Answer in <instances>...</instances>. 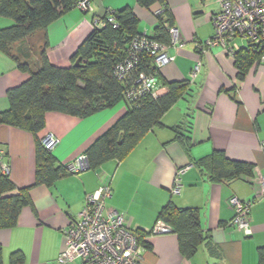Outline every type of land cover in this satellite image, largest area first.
Listing matches in <instances>:
<instances>
[{
  "label": "crops",
  "instance_id": "1",
  "mask_svg": "<svg viewBox=\"0 0 264 264\" xmlns=\"http://www.w3.org/2000/svg\"><path fill=\"white\" fill-rule=\"evenodd\" d=\"M164 4L171 10L181 42L168 47L174 61L161 69L162 86L157 91L160 96L166 94L165 85L171 83L191 81L190 86L123 160L62 177L50 186H35L38 142L49 135L57 138L53 157L68 167L127 112L124 101L87 118L48 113L46 126L37 136L0 126V151L17 189L12 194L31 187V205L21 210L17 224L0 228V264H59L65 231L83 209L87 196L104 183L112 190L107 207L125 213L128 227L146 235L143 264H260L264 197L255 179L264 177V54L239 78L234 58L222 47H198L214 36L212 18L220 10L219 0H158L150 8L137 0H92V12L72 8L48 26L49 61L59 68L71 67L95 22L109 10L132 9L139 19L138 31L149 35ZM13 24V19L0 16V29ZM198 61L200 72L191 80ZM28 79L13 54L0 51V113L10 108L8 90ZM215 153L216 161L226 158L251 165L253 176L212 179L213 164L201 160ZM179 171H183L181 192L173 195ZM233 197L254 202L249 235L231 225ZM169 205L193 210L199 217L204 241L189 258L181 253L175 232L152 233Z\"/></svg>",
  "mask_w": 264,
  "mask_h": 264
},
{
  "label": "trees",
  "instance_id": "2",
  "mask_svg": "<svg viewBox=\"0 0 264 264\" xmlns=\"http://www.w3.org/2000/svg\"><path fill=\"white\" fill-rule=\"evenodd\" d=\"M79 0H0V16L11 18V27L0 29V51L12 54L21 71L29 74V79L7 92L10 108L0 113V126L7 125L27 130L37 136L46 126V115L56 112L87 118L113 108L121 101L126 102L127 112L106 133L100 136L86 151L89 170H98L112 160H123L150 130L160 124L163 115L170 110L188 91L190 82L165 85L167 93L158 91L139 92L141 73L158 81L160 71L155 65V57L143 50L131 57L135 39H144L148 45L159 43L165 47L172 45L169 29L176 27L167 4L157 15V23L151 34L138 31L139 19L130 8L106 14L101 25L94 30L78 48L73 57V65L59 68L52 65L47 55L49 46L47 28L63 14L70 11ZM158 0H137L150 8ZM163 1V0H162ZM116 24L108 22L109 17ZM40 34L39 45L28 44L34 35ZM240 49L234 54L239 78H243L248 68L264 54V45L239 41ZM132 53V52H131ZM80 59V65L75 66ZM132 64V69L120 73L119 69ZM121 136L123 137L120 140ZM214 155L201 160L213 164L209 175L214 180H227L240 176H253L251 165L229 161H216ZM37 185H52L62 177L71 175L67 166H61L48 151L43 140L37 145ZM30 189L16 187L9 176L0 171V228H12L17 224L21 210L31 205ZM160 219L179 238L181 253L193 256L204 241L198 215L193 210L167 206ZM140 244L146 248V235L136 231ZM260 264H264V252L260 254Z\"/></svg>",
  "mask_w": 264,
  "mask_h": 264
},
{
  "label": "built area",
  "instance_id": "3",
  "mask_svg": "<svg viewBox=\"0 0 264 264\" xmlns=\"http://www.w3.org/2000/svg\"><path fill=\"white\" fill-rule=\"evenodd\" d=\"M220 10L213 16L214 36L206 42L198 44L202 50L213 47H222L229 55L240 49L239 41L249 42L258 46L264 45V0H219ZM73 8H78L84 13L93 11L92 0H79ZM114 10L107 11L112 14ZM108 22L116 24L114 17L110 16ZM95 25H101L97 20ZM172 44L181 42L180 32L176 27L169 29ZM143 50L150 51L155 57V65L162 69L174 61V57L168 54V47L159 43H148L144 39L137 38L133 43V50L129 54L135 57ZM262 59V58H261ZM201 62L198 61L191 72V80L200 72ZM132 69L129 63L127 69L122 67L120 73L124 74ZM138 84L139 92L158 90V81L148 78L144 73L140 74ZM58 139L49 135L43 140L48 151L58 144ZM68 172L79 175L88 170V162L85 156L70 164ZM0 171L9 176L10 168L5 162V156L0 151ZM183 171L177 173L173 195L181 192L180 177ZM256 183L260 188V196L264 197V177L258 176ZM112 197L109 183L102 184L99 189L88 195L83 209L72 220L65 231V249L60 255L59 264H143L144 247L140 244L135 232L128 225L125 213L108 208L107 200ZM235 210V217L231 225L239 232L250 234V215L254 205L253 201H243L237 197L230 200ZM171 228L164 222H159L153 229V234L171 232Z\"/></svg>",
  "mask_w": 264,
  "mask_h": 264
},
{
  "label": "rangeland",
  "instance_id": "4",
  "mask_svg": "<svg viewBox=\"0 0 264 264\" xmlns=\"http://www.w3.org/2000/svg\"><path fill=\"white\" fill-rule=\"evenodd\" d=\"M41 42L40 37H38L37 35L35 37H33L32 40H30L28 42V44H34V45H38V43ZM16 53V47L12 49V54L14 55ZM72 175V174H71Z\"/></svg>",
  "mask_w": 264,
  "mask_h": 264
},
{
  "label": "water",
  "instance_id": "5",
  "mask_svg": "<svg viewBox=\"0 0 264 264\" xmlns=\"http://www.w3.org/2000/svg\"><path fill=\"white\" fill-rule=\"evenodd\" d=\"M80 61H81L80 59H78V60L76 61V63H75V66H76V67L80 65ZM122 138H123V137L121 136L120 140H122Z\"/></svg>",
  "mask_w": 264,
  "mask_h": 264
}]
</instances>
